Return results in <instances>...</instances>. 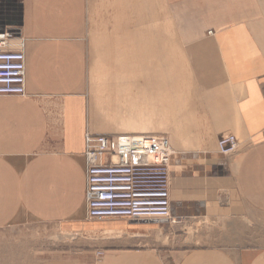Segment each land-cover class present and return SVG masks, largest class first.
<instances>
[{
	"label": "crops",
	"instance_id": "crops-1",
	"mask_svg": "<svg viewBox=\"0 0 264 264\" xmlns=\"http://www.w3.org/2000/svg\"><path fill=\"white\" fill-rule=\"evenodd\" d=\"M6 33L27 96L0 97V264H264V0H0ZM87 133L168 135L173 221L88 218Z\"/></svg>",
	"mask_w": 264,
	"mask_h": 264
},
{
	"label": "built area",
	"instance_id": "built-area-1",
	"mask_svg": "<svg viewBox=\"0 0 264 264\" xmlns=\"http://www.w3.org/2000/svg\"><path fill=\"white\" fill-rule=\"evenodd\" d=\"M23 41L0 38V97H26ZM235 135L218 139L221 154L238 151ZM174 150L168 135H86L88 218L96 221H173L170 166ZM104 252H98L101 257Z\"/></svg>",
	"mask_w": 264,
	"mask_h": 264
},
{
	"label": "rangeland",
	"instance_id": "rangeland-1",
	"mask_svg": "<svg viewBox=\"0 0 264 264\" xmlns=\"http://www.w3.org/2000/svg\"><path fill=\"white\" fill-rule=\"evenodd\" d=\"M147 13V12H146ZM126 59H128V58H126ZM123 64H126V63H124L123 62ZM119 73V72H118ZM95 86H96V90L98 89V90H100V91H96V93H98L99 95H97L98 96V98H99V102L101 103L102 101H101V99H102V95H101V86H102V83H96L95 84ZM102 104V103H101ZM102 108V107H101ZM112 113H114V115H109L108 117H110V120H111V125H110V127L113 129V130H115V132H117V133H122V132H119V131H121V130H129V129H136V127L135 126H126V125H121L120 123V121L122 120V122H123V119L120 117V116H118V114L116 115L115 114V112L112 110ZM119 118V119H118ZM117 135V134H116ZM108 222L109 221H111V220H107ZM107 221H98V222H107ZM97 222V221H96ZM162 227L164 226L165 228L167 227V225L164 223L163 225H161ZM181 234V231L179 230V229H176V232H174V236H173V238L171 239V240H173V241H171V243H170V245L169 246H167V248H179V247H181V248H192V247H196L197 246V244H195V243H193V242H191V240H190V237L191 236H195V235H197V234H195V233H191L190 235H189V239H186V238H182V237H179V236H177V234ZM183 239H186V240H184L183 241ZM220 246H222V247H228L229 245L228 244H222V245H220ZM55 250L56 251H61L62 249L61 248H59V247H56L55 248ZM37 254V253H36ZM36 254H34V257H35V255ZM56 254V253H55ZM48 256H51V254L50 253H45V254H43V253H38V258L36 259V257L33 259H31L30 260V263H35V262H38V261H40L41 260V258L42 257H48Z\"/></svg>",
	"mask_w": 264,
	"mask_h": 264
}]
</instances>
